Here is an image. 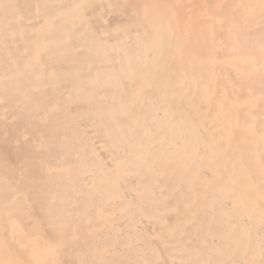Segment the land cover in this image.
Instances as JSON below:
<instances>
[{"label": "bare ground", "instance_id": "1", "mask_svg": "<svg viewBox=\"0 0 264 264\" xmlns=\"http://www.w3.org/2000/svg\"><path fill=\"white\" fill-rule=\"evenodd\" d=\"M0 264H264V0H0Z\"/></svg>", "mask_w": 264, "mask_h": 264}]
</instances>
